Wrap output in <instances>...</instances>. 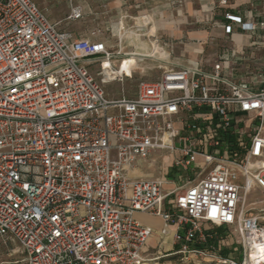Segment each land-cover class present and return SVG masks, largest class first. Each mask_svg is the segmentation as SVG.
<instances>
[{"label": "built area", "instance_id": "built-area-1", "mask_svg": "<svg viewBox=\"0 0 264 264\" xmlns=\"http://www.w3.org/2000/svg\"><path fill=\"white\" fill-rule=\"evenodd\" d=\"M81 18L71 8L66 20ZM222 19L225 35L238 28L264 49V22ZM136 21L147 50L126 44L120 21L112 45L99 30L61 31L32 0H0V239L25 264H264V225L245 209L264 192V70L237 78L245 55L232 47L183 59L148 15ZM138 70L133 98L106 97ZM153 156L168 159L160 177L128 176ZM138 213L160 218L162 237L175 228L173 250L148 256ZM202 223L231 229L240 258L221 257Z\"/></svg>", "mask_w": 264, "mask_h": 264}, {"label": "crops", "instance_id": "crops-1", "mask_svg": "<svg viewBox=\"0 0 264 264\" xmlns=\"http://www.w3.org/2000/svg\"><path fill=\"white\" fill-rule=\"evenodd\" d=\"M52 23L58 24L61 31H66L75 37L87 34L89 31L99 30L100 40H109L111 30L119 21L127 28L126 44L137 46L139 35L128 30V23L136 21L138 17L148 15L151 21V30L157 36L155 22L168 20L170 27L163 32L165 37L159 35L163 41L174 44V54L183 59H197L200 56L214 61L226 48H235L245 55V60L239 64L236 72L237 78H242L247 69L264 70V49L251 46L252 39L247 33L235 28L233 35H225L222 24L223 15L230 13L239 16L243 22L255 20L264 22V0H228L224 7L217 5V0H32ZM71 8H77L82 13L80 20H69ZM156 20V21H155ZM190 23H188L189 21ZM187 24L190 28H182ZM200 25L198 28L192 26ZM137 32L136 29H134ZM155 30V31H154ZM145 48V45H140ZM129 65H134L131 58ZM134 62V63H133ZM162 175V174H161ZM160 175V176H161ZM130 178H158L145 174L136 169L128 173ZM134 218L143 226L153 230L146 252L148 256L166 254L173 250L174 227L168 228V235L162 237L160 231L163 221L158 217L145 214H135ZM205 234L209 236V244L222 250L231 249L232 243L228 237L219 235L221 227L202 223ZM227 239V240H226ZM226 248V249H225ZM229 252V251H228ZM229 256V255H228Z\"/></svg>", "mask_w": 264, "mask_h": 264}, {"label": "rangeland", "instance_id": "rangeland-1", "mask_svg": "<svg viewBox=\"0 0 264 264\" xmlns=\"http://www.w3.org/2000/svg\"><path fill=\"white\" fill-rule=\"evenodd\" d=\"M156 21V20H155ZM189 21V20H188ZM190 23V21L188 22ZM128 28L130 27H134V29H136V26L141 25L140 22L138 21H131V23L129 22L128 24ZM156 27L158 28L159 25V29H157L156 32L157 36L160 38L159 35H162L163 37H165V34L163 32V27L164 30H167L171 25H170V21L168 20H164L160 23H158L157 21L155 22ZM200 25H195L192 26L193 28H198ZM125 29H127L124 26ZM182 28H190V26H188L187 24H183ZM134 29L128 30V32H133L134 35H139L140 33L135 32ZM155 31V30H154ZM142 35V33H141ZM145 38L144 37H139L138 38V42L141 44L145 45V48H142L143 50H147V46L144 43ZM116 38L110 39V43L112 45L115 44ZM141 47V46H140ZM129 49V48H128ZM146 64L144 65H140V67H144ZM92 77L98 81V76H97V72H98V65H91L90 69H89ZM155 74L152 75H158V73L154 72ZM146 76L142 75L140 73V70L136 71L132 77L129 78H123V80L120 81H115L112 82L108 85H105L103 87L105 95L108 99H116L119 98L121 96H125L127 98H133L135 96L136 90H137V85L139 83L140 80H143ZM154 159V162L149 159L146 162H143L141 164L138 165V169L143 171L145 174L147 175H151L152 177H158L161 174H163V164H166L168 162L167 158L160 157V156H153L152 157ZM245 209L249 211V213L256 215L260 218L261 223L264 225V192L260 191V190H254L252 191L248 197L246 198L245 201ZM223 227H221L222 229ZM219 235H223L224 238H226L228 236V242L234 243L236 240V235L232 233L231 229L228 228H223ZM226 239V240H227ZM236 244L233 245V247L227 251V256L224 258H227L228 255L231 256V254L234 255V258L237 260V258H240V254L238 253H234L233 252V248H235ZM226 249V248H225ZM0 264H25L24 261V255L22 254L20 248L18 247V245L14 242L11 241H5L3 239H0ZM159 264H216L215 262H213V259L209 258V257H200V258H193L191 261L186 262V263H181L178 261L177 258L174 257H166L164 259H161L159 261Z\"/></svg>", "mask_w": 264, "mask_h": 264}, {"label": "bare ground", "instance_id": "bare-ground-1", "mask_svg": "<svg viewBox=\"0 0 264 264\" xmlns=\"http://www.w3.org/2000/svg\"><path fill=\"white\" fill-rule=\"evenodd\" d=\"M131 61V60H129ZM135 62V61H134ZM133 62V63H134ZM130 62L128 61H125L122 65V70L125 72L126 76H129L130 75V68H131V65H129ZM133 66V65H132Z\"/></svg>", "mask_w": 264, "mask_h": 264}, {"label": "trees", "instance_id": "trees-1", "mask_svg": "<svg viewBox=\"0 0 264 264\" xmlns=\"http://www.w3.org/2000/svg\"><path fill=\"white\" fill-rule=\"evenodd\" d=\"M227 252H228L227 250H222L221 252H219V255L224 258L227 256Z\"/></svg>", "mask_w": 264, "mask_h": 264}]
</instances>
